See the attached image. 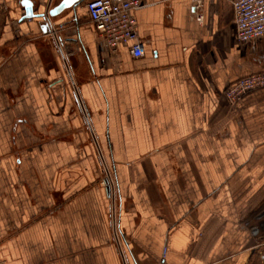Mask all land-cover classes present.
<instances>
[{
	"label": "crops",
	"instance_id": "crops-1",
	"mask_svg": "<svg viewBox=\"0 0 264 264\" xmlns=\"http://www.w3.org/2000/svg\"><path fill=\"white\" fill-rule=\"evenodd\" d=\"M86 1L44 32L0 0V264H264V88L223 94L264 37L235 0H143L134 58Z\"/></svg>",
	"mask_w": 264,
	"mask_h": 264
},
{
	"label": "built area",
	"instance_id": "built-area-1",
	"mask_svg": "<svg viewBox=\"0 0 264 264\" xmlns=\"http://www.w3.org/2000/svg\"><path fill=\"white\" fill-rule=\"evenodd\" d=\"M85 6L89 21L109 49L126 47L134 58L144 55L134 15L135 10L143 6V0H87ZM233 9L237 38L242 44L264 37V0H235ZM260 88H264V69L238 78L224 89L223 94L235 105L244 95ZM82 109L88 115L83 104ZM104 169V183L113 190L112 173L107 166Z\"/></svg>",
	"mask_w": 264,
	"mask_h": 264
},
{
	"label": "water",
	"instance_id": "water-1",
	"mask_svg": "<svg viewBox=\"0 0 264 264\" xmlns=\"http://www.w3.org/2000/svg\"><path fill=\"white\" fill-rule=\"evenodd\" d=\"M82 0H62L61 3L56 6L55 8L48 10L43 13H36L34 11L33 3L29 1L28 5H25V14L22 19H32V18H43L45 20V24L42 26V29L44 32H47V29L49 28V25L51 24V17L55 16L65 9L76 5L77 3H80Z\"/></svg>",
	"mask_w": 264,
	"mask_h": 264
},
{
	"label": "snow or ice",
	"instance_id": "snow-or-ice-1",
	"mask_svg": "<svg viewBox=\"0 0 264 264\" xmlns=\"http://www.w3.org/2000/svg\"><path fill=\"white\" fill-rule=\"evenodd\" d=\"M22 2H23L25 5H28V4H29V0H22Z\"/></svg>",
	"mask_w": 264,
	"mask_h": 264
},
{
	"label": "rangeland",
	"instance_id": "rangeland-1",
	"mask_svg": "<svg viewBox=\"0 0 264 264\" xmlns=\"http://www.w3.org/2000/svg\"><path fill=\"white\" fill-rule=\"evenodd\" d=\"M104 172H105V169L103 170V175L105 174ZM98 184H100V183H98ZM115 218H117V215L115 216Z\"/></svg>",
	"mask_w": 264,
	"mask_h": 264
}]
</instances>
